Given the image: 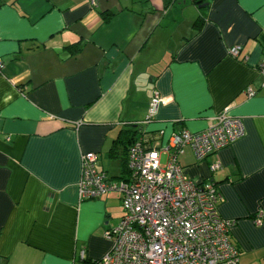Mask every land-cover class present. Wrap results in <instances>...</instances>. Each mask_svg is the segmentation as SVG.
<instances>
[{
    "label": "crops",
    "instance_id": "0c3cea01",
    "mask_svg": "<svg viewBox=\"0 0 264 264\" xmlns=\"http://www.w3.org/2000/svg\"><path fill=\"white\" fill-rule=\"evenodd\" d=\"M0 56V264L100 260L121 199H79L81 155L126 177L134 130L158 146L225 108L244 134L200 160L187 146L178 160L215 182L239 264H264V0H0ZM154 89L162 103L145 122Z\"/></svg>",
    "mask_w": 264,
    "mask_h": 264
},
{
    "label": "built area",
    "instance_id": "2783aa9c",
    "mask_svg": "<svg viewBox=\"0 0 264 264\" xmlns=\"http://www.w3.org/2000/svg\"><path fill=\"white\" fill-rule=\"evenodd\" d=\"M96 0H89L90 5ZM240 45L229 48L238 56ZM246 59V57H244ZM4 62L0 56V71ZM264 85V60L258 64ZM247 96L255 91L248 87ZM162 97L154 89L145 122L157 113ZM163 131L158 134L162 135ZM244 134L239 117L227 108L208 120L199 132H172L165 144L152 145L155 136H138L127 150V176L111 179L96 167L97 153L81 155L80 200L97 198L109 191L120 194L122 217L105 231L110 250L98 264H239V251L230 240L234 220L222 218L216 209L221 195L212 179L196 181L181 167L178 156L188 146L200 160L228 146ZM219 162L209 165L211 172ZM259 211L255 224H260Z\"/></svg>",
    "mask_w": 264,
    "mask_h": 264
},
{
    "label": "trees",
    "instance_id": "16d2710c",
    "mask_svg": "<svg viewBox=\"0 0 264 264\" xmlns=\"http://www.w3.org/2000/svg\"><path fill=\"white\" fill-rule=\"evenodd\" d=\"M194 26L197 27V28L200 27V22H199L198 19L195 21ZM70 48H71V46H70ZM125 131H126V130H125ZM127 132H130V131H127ZM134 132H135V133L132 134V136L129 137V140H128V142H127L128 145H129L132 141H134L138 136L146 135L145 133H142L141 131H140V134L136 133L135 130H134ZM123 133L125 134L124 130H123ZM126 138H127V137H125V136L123 135V137H122V139H121L120 141H123V140L126 139ZM125 165H126V163H125ZM125 170H126V172L128 173L127 165L125 166ZM122 178H125V177L123 176ZM97 262H98V261L95 260V261H93V262H91V263H92V264H95V263H97Z\"/></svg>",
    "mask_w": 264,
    "mask_h": 264
}]
</instances>
